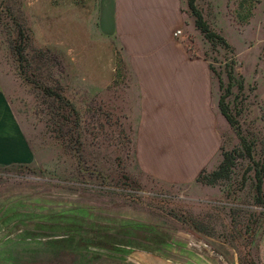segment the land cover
Returning a JSON list of instances; mask_svg holds the SVG:
<instances>
[{
  "label": "rangeland",
  "instance_id": "1",
  "mask_svg": "<svg viewBox=\"0 0 264 264\" xmlns=\"http://www.w3.org/2000/svg\"><path fill=\"white\" fill-rule=\"evenodd\" d=\"M181 1L174 36L206 61L222 119L217 156L187 184L138 167L131 65L98 27L100 0L10 1L38 56L26 73L73 105V138L22 78L0 15V83L32 152L0 163V264H264V0Z\"/></svg>",
  "mask_w": 264,
  "mask_h": 264
},
{
  "label": "crops",
  "instance_id": "2",
  "mask_svg": "<svg viewBox=\"0 0 264 264\" xmlns=\"http://www.w3.org/2000/svg\"><path fill=\"white\" fill-rule=\"evenodd\" d=\"M98 13L99 29L131 65L138 167L158 181L189 183L217 156L222 119L206 61L174 36L185 25L182 1L100 0ZM31 157L0 83V163Z\"/></svg>",
  "mask_w": 264,
  "mask_h": 264
},
{
  "label": "trees",
  "instance_id": "3",
  "mask_svg": "<svg viewBox=\"0 0 264 264\" xmlns=\"http://www.w3.org/2000/svg\"><path fill=\"white\" fill-rule=\"evenodd\" d=\"M11 0H0V15L3 14L8 16L10 19V25L7 24L6 32L8 34V46L15 57V60L18 63V70L25 80L26 83H29L33 87L40 90V92L45 95L46 98H49L48 107L51 118L59 123L60 125L69 124V129L72 131L71 135H76L75 131L78 127V118L73 117L74 107L66 99V97L61 94L60 88H53L48 84H44L42 81L33 80L29 78L26 71L31 68V61L35 60L38 56L35 55V51L31 50L30 53V41L32 36L30 35V30L24 27V22L18 19V16L15 15L13 9L11 8ZM192 2L189 1V7L191 8ZM196 26L206 35L211 34L207 31L205 24L198 17L196 18ZM31 54V58L29 57ZM39 76V75H38ZM36 81V82H35ZM219 109L226 119H229L227 109L223 104L222 98L218 102ZM77 116V114H76ZM231 156L228 153H224L223 161L218 166V169L213 171L209 176L212 179H217L223 176L224 172L230 166ZM264 177V162L261 165V169L256 171V190L260 191L262 178Z\"/></svg>",
  "mask_w": 264,
  "mask_h": 264
},
{
  "label": "built area",
  "instance_id": "4",
  "mask_svg": "<svg viewBox=\"0 0 264 264\" xmlns=\"http://www.w3.org/2000/svg\"><path fill=\"white\" fill-rule=\"evenodd\" d=\"M178 33H180V30H177L175 34H178Z\"/></svg>",
  "mask_w": 264,
  "mask_h": 264
}]
</instances>
